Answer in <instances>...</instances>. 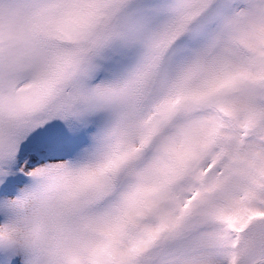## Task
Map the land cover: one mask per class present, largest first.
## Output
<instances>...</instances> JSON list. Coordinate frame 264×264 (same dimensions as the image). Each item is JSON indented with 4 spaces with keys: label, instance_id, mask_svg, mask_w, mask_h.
Masks as SVG:
<instances>
[{
    "label": "snow or ice",
    "instance_id": "snow-or-ice-1",
    "mask_svg": "<svg viewBox=\"0 0 264 264\" xmlns=\"http://www.w3.org/2000/svg\"><path fill=\"white\" fill-rule=\"evenodd\" d=\"M0 264H264V0H0Z\"/></svg>",
    "mask_w": 264,
    "mask_h": 264
}]
</instances>
